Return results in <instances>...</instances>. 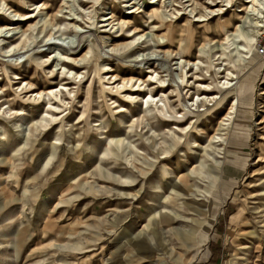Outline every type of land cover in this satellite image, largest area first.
Instances as JSON below:
<instances>
[{
	"label": "rangeland",
	"instance_id": "1",
	"mask_svg": "<svg viewBox=\"0 0 264 264\" xmlns=\"http://www.w3.org/2000/svg\"><path fill=\"white\" fill-rule=\"evenodd\" d=\"M245 1L0 0V264H264Z\"/></svg>",
	"mask_w": 264,
	"mask_h": 264
},
{
	"label": "bare ground",
	"instance_id": "2",
	"mask_svg": "<svg viewBox=\"0 0 264 264\" xmlns=\"http://www.w3.org/2000/svg\"><path fill=\"white\" fill-rule=\"evenodd\" d=\"M153 2V1H152ZM246 4H250V6L241 9L239 11H243L245 10L246 15H259V17H261L264 20V16H262L264 14V0H246L245 1ZM8 11L9 9H6V6H4L3 3H0V10H4ZM35 9H38L37 7H35ZM133 13V12H132ZM210 13H213V11H210ZM9 15H12L11 17L17 19L16 21H21L22 19H20V17L15 14L13 11L9 12ZM253 17V16H252ZM32 17H28V19H30ZM110 19H104L103 21H109ZM110 25V23L108 24ZM125 26V25H124ZM258 27H261L260 25H258ZM238 29V28H237ZM11 31H13V28L9 27V26H5V27H0V38L6 39V38H11L13 37L15 34H11ZM61 61V60H60ZM28 103V102H27ZM5 118V117H4Z\"/></svg>",
	"mask_w": 264,
	"mask_h": 264
}]
</instances>
